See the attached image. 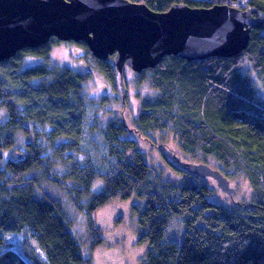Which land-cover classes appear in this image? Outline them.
<instances>
[{
    "label": "trees",
    "instance_id": "trees-1",
    "mask_svg": "<svg viewBox=\"0 0 264 264\" xmlns=\"http://www.w3.org/2000/svg\"><path fill=\"white\" fill-rule=\"evenodd\" d=\"M130 1L166 11L174 3L209 7L231 0ZM245 5L256 16L264 15V0H246ZM60 42L52 37L0 62V264H45L33 248L27 254L5 243L4 233L25 229L33 233L47 264L91 263L55 200L39 194L28 176L31 169L45 167L44 148L27 143L30 154L4 156L14 145L15 132L29 133L30 124L48 125L41 135L58 156L81 150L88 72L50 63L52 46ZM77 44L85 50L79 54L81 64L92 62L112 82L118 77L111 59H97L84 42ZM28 55L44 62L22 67ZM136 76L137 84L148 82L154 89L152 96L142 99L131 128L117 118L103 127L95 118L93 126L102 129L106 147L97 162L103 168L73 162L62 176L72 181L65 190L88 216L116 199L135 195L145 200L134 207L142 228L139 240L148 242L140 264H264V101L257 96L259 87L264 89V25L251 31L248 47L236 56L187 61L166 55ZM132 131L144 136L157 131L162 138L171 134L182 154L205 163L212 158L229 181L234 176L247 180L250 200L223 204L209 198L210 187L198 179H165L146 161ZM97 179L102 185L92 192ZM172 215L181 216L184 226L178 240L166 239ZM89 228L96 246L98 230L92 223Z\"/></svg>",
    "mask_w": 264,
    "mask_h": 264
},
{
    "label": "rangeland",
    "instance_id": "rangeland-1",
    "mask_svg": "<svg viewBox=\"0 0 264 264\" xmlns=\"http://www.w3.org/2000/svg\"><path fill=\"white\" fill-rule=\"evenodd\" d=\"M245 2L246 0H231L229 4L245 9ZM258 16L264 17V15ZM78 45L74 41H61L53 45L50 63L88 72V78L84 84L87 117L84 133L81 135V150L65 151L62 153L63 156H58L54 146L48 144L44 135H41L42 131L45 132L48 129V125L30 124L29 133L15 132L14 145L4 151V156L16 159L17 154L23 155L25 152L27 155L30 154L25 147L27 143L41 145L44 148L41 157H43V166L45 167L31 169L28 176L35 180V188L39 194H46L55 200L66 223L69 224L70 231L76 237L83 255L91 259L90 264H140L148 248V242L139 240L142 228L138 224V214L134 211V207L142 206L145 200H140L135 195L127 200L116 199L88 216L86 212L79 210L73 197H70L67 189L65 190L66 186L72 184L71 179L64 180L62 176L73 162L81 165L91 163L102 169L103 166L97 162L101 161L106 147L101 134L102 129L93 126L96 124L95 118L102 126H105L109 120L117 118L131 128V118L139 111L142 99L152 96L154 89L148 82L137 84V73L127 68L124 78V97L122 98L119 77H116L112 82L96 71V65H93L92 62L81 64L80 61L83 60V57L79 54H84L85 50ZM42 62H44L43 57L28 55L24 56L22 67ZM257 96L261 101H264L263 88L259 87ZM129 135L137 140L138 149L142 151L149 165L165 179H172L177 183L198 179L210 187L209 198L223 204L229 205L250 200L251 188L242 176H234L230 179L235 191L233 196L229 197L218 189L213 179L197 178L193 174L181 172L175 166L173 155H176L178 159L198 161H194L189 155L182 154L171 134H165L166 137L162 138L157 131L150 132L147 136L132 131ZM68 155L71 157L70 159ZM208 164L217 168V164L212 158L209 159ZM101 185L100 179L95 180L92 192H96ZM89 217L91 221H89ZM181 219V216L177 215L170 217L166 227V239L178 240L181 237L184 229ZM90 223L96 227L101 238L96 246H92L94 234L89 228ZM4 239L5 243L20 252L25 251L28 254L30 248H33L40 259L47 264L44 252L29 229L17 233H4Z\"/></svg>",
    "mask_w": 264,
    "mask_h": 264
},
{
    "label": "water",
    "instance_id": "water-1",
    "mask_svg": "<svg viewBox=\"0 0 264 264\" xmlns=\"http://www.w3.org/2000/svg\"><path fill=\"white\" fill-rule=\"evenodd\" d=\"M263 25L264 17L251 7L229 3H174L157 11L130 0H0V62L52 37L84 42L95 58L111 59L123 98L127 68L139 73L166 55L187 61L236 56L248 47L251 31ZM173 157L180 169L213 179L220 191L233 196L235 187L218 168Z\"/></svg>",
    "mask_w": 264,
    "mask_h": 264
},
{
    "label": "flooded vegetation",
    "instance_id": "flooded-vegetation-1",
    "mask_svg": "<svg viewBox=\"0 0 264 264\" xmlns=\"http://www.w3.org/2000/svg\"><path fill=\"white\" fill-rule=\"evenodd\" d=\"M174 163L176 164V162L174 161Z\"/></svg>",
    "mask_w": 264,
    "mask_h": 264
}]
</instances>
